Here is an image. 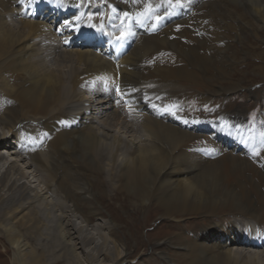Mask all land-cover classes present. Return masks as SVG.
Listing matches in <instances>:
<instances>
[{"label":"bare ground","instance_id":"obj_1","mask_svg":"<svg viewBox=\"0 0 264 264\" xmlns=\"http://www.w3.org/2000/svg\"><path fill=\"white\" fill-rule=\"evenodd\" d=\"M153 1L0 0V233L15 248V264H133L131 242L140 234L122 233L134 213L152 205L164 221H175L154 243L162 264H264V207L257 204L264 191L247 175L256 170L264 183V141L241 126V113L203 125L174 108L181 92L188 106L191 98L215 100L182 90L179 81L221 84L233 72L223 64L235 67L248 58L243 54L264 57H239L228 53L233 44L219 43L228 31L239 32L233 39L240 43L241 33L258 32L251 19L232 25L226 14L221 21L227 3L244 7L238 20L250 13L264 28V0L176 9ZM125 12L139 20L154 12L158 25L167 24L151 34L126 31L134 33L132 44L119 61L78 45L77 36L126 19ZM208 17L214 20L204 23ZM253 69L264 75V65ZM87 185L134 205L124 225L82 207ZM229 215L243 218L226 221ZM93 217L100 220L95 231ZM21 231L38 241L30 245ZM43 237L61 238L57 249Z\"/></svg>","mask_w":264,"mask_h":264},{"label":"rangeland","instance_id":"obj_2","mask_svg":"<svg viewBox=\"0 0 264 264\" xmlns=\"http://www.w3.org/2000/svg\"><path fill=\"white\" fill-rule=\"evenodd\" d=\"M214 1L215 0H182V3L185 5V4H189L190 2L194 4L205 2L204 4L207 3L205 5L206 7L208 6V4L213 3ZM158 2L159 0H154L153 7H156ZM88 3L91 6H99L107 3V0H88ZM167 3H169V0H167ZM227 4L229 5L227 9L223 8L225 11H221L222 14V17H220L221 21L224 20L226 14H229L231 16V18L228 19L226 18V19L227 21H230L232 25L233 24L236 25L237 22H240L242 24L248 23V20L251 19L249 23L257 26L258 32L254 29H251L249 32L241 33V35L244 36L246 42L244 40V43H240V41H235L233 39L237 37V34L239 32L228 31L227 35L232 34V38L228 37L227 35L223 36L225 37V40L223 42H219L221 44L220 46L224 47L227 44H233L232 48L228 50V53L237 52L239 57L242 56L243 51H247V53H252L253 55L255 53L259 54L260 52L264 53V28L258 25L260 22L255 21L250 13L245 16L244 21L238 20L237 15L243 12L244 7L242 5H238L235 3L233 4L231 2ZM168 6H170L173 9L182 7L176 5V0H171V3H169ZM216 14L218 15V11L216 12ZM213 20L214 18L208 17L205 18L204 23L212 22ZM218 20H219V15H218ZM243 56L244 57L247 56L248 58L246 59L245 62H242V58L240 57L239 60H236L237 63L235 67H233L234 65L232 66V64L229 65L223 64L224 68L228 69V71L233 70V72L228 79L222 80L221 84L220 83L212 84V85L203 84L201 87L196 88L194 85H190V82L188 81L186 82L179 81V85L181 86L182 90L188 87L189 92L196 94L198 97H202V96L207 98L212 97L215 100L213 101V103L212 102L208 103V102H200L196 100L197 98L196 99L191 98L190 101L188 100V102L190 103L189 105L192 106L190 107L188 106L185 100L188 94H184L181 92V94L178 95L179 98H176L178 102L174 104L175 113L178 116H181L183 114L186 117H191L192 119H194V121L196 120L199 122L203 121L202 122L203 125L205 124V122H207V124H211L213 123V121H222V118L230 119L231 117L230 113L231 114L241 113L240 115L244 116L243 118L244 123H242L241 126L244 129H247L246 131L250 132L252 135L257 137L256 140L264 141V75L260 74L258 71L253 69L254 67L264 65V57L261 60L260 59L258 60L257 57L248 56L246 54L245 55L243 54ZM220 66L221 65H218V67ZM245 70L247 72H243ZM261 147L264 148V145ZM207 157L211 158L210 156ZM256 173H258V171L251 170L247 173V175L250 177L255 176L256 180L260 183V186H262L261 189L264 191V185H263L264 183L262 182V178L260 179L257 178V176L255 175ZM248 176L243 177V179H245ZM91 187L93 186L87 185V188H84L83 186L81 190V194L83 197L82 202L90 203L92 206L90 207L87 203H83L82 207L86 209V211L87 210L91 211V208L94 207L97 210H101L102 216L108 218L109 221H111L112 218L116 222H118L119 220V222H121V224L124 225L123 222L124 219L126 218L127 212L133 211L134 205L126 203L123 196H118L115 201L105 199L104 196L101 195V193L99 192V189H96V187H93V192L96 193V195H94L92 192H90ZM107 189L108 187H106V191ZM252 192L255 195L256 190L252 189ZM255 197L256 196H254V198ZM257 204L259 205V207H264V201L262 200L257 201ZM153 207L154 205H152L148 209H146L147 208L146 207L134 213V215L132 216V223L134 224H132L131 227L130 226L128 227L129 232L127 230V233H122L124 239H126L128 235H130L131 237L130 231H136L137 233L140 234L139 236L135 235L134 240L131 242L132 245L133 244L135 245L130 248L131 254L129 255V260H133L132 262L134 261L139 262L145 260L146 258H151L150 261H148V264H162L160 262V258H158L157 255L159 250H153L154 249L153 247L157 246L154 243L156 242V240L162 238L164 235L168 234L173 230L172 227L170 228V226L175 224V221L168 219L164 221L163 218H160L158 216V214H160L161 212H159L156 208L154 209ZM197 218L198 219H193L194 223L197 222L199 223L201 221V218L200 219L199 217ZM234 218L240 219L243 217H239V215L237 217H233L229 215L227 216L226 221L230 219L235 220ZM79 221L80 220H78V222ZM238 221L240 222V220ZM98 222H100V220L97 217H93L89 228L92 229V231H95L93 227ZM182 222L183 224L187 223L186 221H182ZM262 223L264 228V220H262ZM121 224L118 226L117 231H122ZM241 224L239 225V227L244 228L243 226L244 223L243 225ZM188 229L191 228L187 227V230ZM21 232L23 235H25L26 240L29 242L30 245H34L35 242L38 241L36 239L38 237L34 238L29 236L27 231H21ZM151 234H156V235L151 237L150 236ZM57 238L55 242L54 240L55 238L53 239L48 238L46 240L43 237L41 239L42 240L41 242L44 243V245L45 244L46 245L50 244L49 246L53 245L57 249L60 242L59 239H61L59 237ZM52 240L54 243L52 242ZM138 242L139 243L141 242L139 246H138ZM14 251L15 248L11 245L8 238L4 234L0 233V264H9V263L15 264ZM152 254H155V256L150 257ZM47 255L49 258L56 257L59 255V250H55L53 255L50 254ZM135 262L133 264H135ZM57 264H63V263L62 261H58Z\"/></svg>","mask_w":264,"mask_h":264},{"label":"snow or ice","instance_id":"obj_3","mask_svg":"<svg viewBox=\"0 0 264 264\" xmlns=\"http://www.w3.org/2000/svg\"><path fill=\"white\" fill-rule=\"evenodd\" d=\"M134 2H135V0H134ZM169 3H171V0H169ZM176 5L177 6H184V4L182 3V0H176ZM149 10H151V5H149ZM124 16L125 17L129 16V13L125 12ZM161 19L162 18L160 16H156L155 17V22L159 23L161 21ZM132 35H134V33L124 32V33L121 34L120 39L121 40H126V39L130 38ZM254 154L258 156L260 153L258 151H255V148H254Z\"/></svg>","mask_w":264,"mask_h":264}]
</instances>
